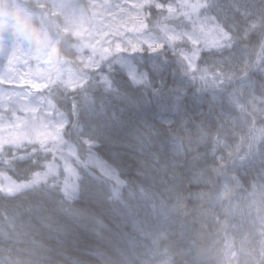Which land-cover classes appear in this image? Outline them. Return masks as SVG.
I'll list each match as a JSON object with an SVG mask.
<instances>
[{
  "label": "trees",
  "instance_id": "1",
  "mask_svg": "<svg viewBox=\"0 0 264 264\" xmlns=\"http://www.w3.org/2000/svg\"><path fill=\"white\" fill-rule=\"evenodd\" d=\"M17 1L44 18L29 25L33 33L47 32L80 65L78 88L48 93L80 159L67 188L51 177L0 192V264H228L226 238L254 215L249 191L264 188V135L253 144L251 125L264 124L254 117L258 100L264 111V0H216L219 10L206 14L233 40L226 52L200 55L214 77H227L207 88L185 73L183 56L141 48L153 20L166 17L154 5L177 0ZM93 14L98 26L87 36L101 52L86 58L78 25ZM137 74L150 83H133ZM7 151L1 172L14 180L44 171L42 153ZM89 153L114 180L88 165Z\"/></svg>",
  "mask_w": 264,
  "mask_h": 264
},
{
  "label": "rangeland",
  "instance_id": "2",
  "mask_svg": "<svg viewBox=\"0 0 264 264\" xmlns=\"http://www.w3.org/2000/svg\"><path fill=\"white\" fill-rule=\"evenodd\" d=\"M10 2H14L15 5ZM10 2L0 0V158L6 157L9 150L11 157L18 156L19 152H25L23 158L42 153L45 160L42 161L43 172L21 182L1 172L0 167V192H19L30 186L47 183L46 181L51 177L54 178L52 180L54 184H62L63 188H67L70 183H75V171L72 165L78 163L80 157L77 147L66 136L69 119L52 101L54 95L49 96L48 93L59 90L58 87L66 92L78 88L84 80L79 75L80 65L75 62L72 66L70 59L60 53L58 47L48 38L47 32L33 33L34 28H29V25H33L36 20L45 24L43 17L34 15V11L27 10L24 3L19 4L20 1L10 0ZM142 2H147L148 5L152 3L151 0ZM176 2L175 13L165 12V18L153 20L150 27L155 31L154 37L147 39L150 46L156 43H166L170 48H174L177 43L183 45L182 41L172 39L182 30L191 31V24L183 16L184 12H191V9L183 8V6L204 4L206 0H177ZM109 11L111 8H108ZM203 11L202 8L198 9L192 15L198 16ZM71 13L77 14L73 10ZM83 14L82 18L77 15L76 18L79 20L89 18L85 13ZM79 15L82 13L80 12ZM148 16L149 14L146 17ZM97 22L96 17L90 21V24L83 22L78 25L80 35L77 36V41L85 52L86 58L101 52V48H97L87 36L90 33V27L97 28ZM197 27L202 28L211 40L213 25L206 19V14L199 16ZM50 29L54 31L57 26ZM232 45L231 38L222 47L215 48L213 52L217 56L219 53L226 52ZM110 47L109 55H113L116 49ZM196 48L200 49L199 56L197 59L185 60V73L203 88L210 87L212 82L225 81L226 76L214 77V72L207 67L205 59L200 56L202 52H209L212 49L205 47L203 40L196 47L190 43L183 45L180 51L182 56H187L185 51L190 50L189 56H192ZM79 63H81L80 59ZM131 67L133 68L132 65ZM257 106L254 117L261 115L264 119L263 105L259 100ZM251 125L254 135L252 143L256 144L264 135V124L252 122ZM96 161L100 160L89 153L88 165L95 166L105 176L114 180V175L106 174ZM61 168H63V175L59 174ZM233 193L235 192H232L231 196ZM261 195H264V188L255 189L254 192L249 191L248 200L254 205H252L254 215L244 219L245 226L236 235L226 238L225 254L228 264H258L261 259L264 251V208L258 204L261 201L256 199Z\"/></svg>",
  "mask_w": 264,
  "mask_h": 264
},
{
  "label": "snow or ice",
  "instance_id": "3",
  "mask_svg": "<svg viewBox=\"0 0 264 264\" xmlns=\"http://www.w3.org/2000/svg\"><path fill=\"white\" fill-rule=\"evenodd\" d=\"M155 10L157 12L165 11V12H176V8H173L171 4L165 5V4H156L154 5ZM219 4L216 3V0H207V3L204 4H185L183 8H190L191 12H184L183 16L187 18L188 22L191 24V31H180L178 34H176L175 37H173V40L182 41L183 45L191 44L193 47H196L201 43L203 40L205 47H211L213 49L222 47L225 42L231 40V36L229 34V31L226 30L225 26H221L219 22V18L214 16H206V19L213 25L212 28V37L211 40H209L207 34L204 33V30L202 28H198L197 24L199 23V16L205 15L207 13H213L212 10H219ZM203 9L204 11L202 13H199L198 16H193L192 13H196L198 9ZM149 15H151V12H149ZM181 43L175 44L174 48H170L166 43H156L153 45L149 44H143L141 46L142 49H144L149 54H156L158 52L164 51L165 49H168L171 52V55L173 58L179 56L181 58L182 52L180 49L183 46ZM139 50V49H137ZM200 49L196 48V51L193 52L192 56H183L182 60L190 61L192 59H197L199 56ZM135 54V51L133 52ZM133 80V83H141V84H149L150 81L148 78L143 74H137L136 77H131ZM94 147V145H93ZM99 167H101L106 174L109 176L114 175V171L109 168L108 165L104 164L102 161H96Z\"/></svg>",
  "mask_w": 264,
  "mask_h": 264
}]
</instances>
